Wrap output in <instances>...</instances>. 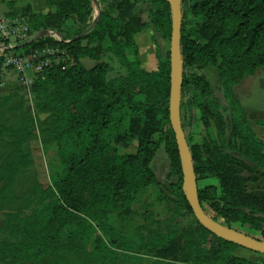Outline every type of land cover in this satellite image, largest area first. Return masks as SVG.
I'll return each instance as SVG.
<instances>
[{"label": "trees", "instance_id": "1", "mask_svg": "<svg viewBox=\"0 0 264 264\" xmlns=\"http://www.w3.org/2000/svg\"><path fill=\"white\" fill-rule=\"evenodd\" d=\"M42 1L46 10L39 11L30 2L7 0L5 14L24 19L30 37L51 29L63 38L45 36L8 50L26 54L46 43L59 44L72 62L36 73L26 88L30 97L17 83L0 95V263L140 264L147 256L149 264H263L236 255L239 245L207 230L186 199L169 120V52L164 55L155 41L157 68L142 67L135 36L144 25H130L124 17L130 15L128 7L144 8L148 23L169 39L170 1L111 0L114 9H102L86 33L92 0ZM181 7V109L190 92L187 103L201 121L207 123L218 112L221 105L206 74L186 71L215 66L228 102L223 108L231 135L247 159L264 166V140L254 132L236 90L264 68V0H182ZM108 55L118 59L124 73L109 76ZM84 57L95 65L85 67ZM194 97L199 101L194 103ZM220 122L224 127L223 116ZM186 137L206 212L264 239V192L247 190L235 170L238 157L225 151L226 134L221 144ZM36 140L46 155L54 152L49 159L57 167L47 184L35 167ZM121 144L134 151L120 152ZM162 144L169 158L166 183L158 180L154 166ZM208 178L216 182L200 183ZM151 184L167 199L172 217L146 222L136 229L138 240L128 239L109 224V215L120 217ZM185 215L192 220L178 225L177 218Z\"/></svg>", "mask_w": 264, "mask_h": 264}, {"label": "rangeland", "instance_id": "2", "mask_svg": "<svg viewBox=\"0 0 264 264\" xmlns=\"http://www.w3.org/2000/svg\"><path fill=\"white\" fill-rule=\"evenodd\" d=\"M7 0L0 1V5L2 9L7 11L8 7L6 5ZM18 1V0H17ZM42 1V0H38ZM98 6L102 9L112 10L114 9L111 4V0H96ZM30 2L34 9L36 10H46L45 2L42 7L38 4L33 3V0H19V3H27ZM111 4V5H110ZM20 5V4H18ZM184 7L187 8V4H184ZM130 11V15H126L124 13V17L130 22V25L133 23H139L144 25V29L137 33L135 36V40L138 44V53L141 61V66L147 70H154L157 68V58L155 57V49L157 42L160 47L161 52L166 55L170 49V38L166 39L161 36V34L154 28L153 25L148 23V14L147 11L143 8L141 9H131L128 7L127 9ZM97 11V7L91 1V21L93 20V16ZM52 36L55 38H63L62 34L56 30H51ZM64 31V30H63ZM47 44V43H46ZM84 60V59H83ZM105 60L109 62L112 66V70L109 72V76L113 77L119 73H124L125 69L119 63L118 59L112 55H108L105 57ZM72 62V61H71ZM70 60H68V65H70ZM94 64L93 60L87 59L85 62L86 67H91ZM67 65V66H68ZM187 73L190 72H204L213 87V98L217 101L221 107L218 109V112L211 115L209 121L203 122L199 119L196 108L194 105L190 106L187 101L191 98L190 92H187L183 97L184 104L181 109L182 113V122L185 124V133L188 137L193 138V140H199L201 137H205L208 141H216L217 143H222V135L226 134V143H225V151L229 154L235 155L238 157L239 162L235 164V170L238 174L245 178L246 186L248 191H259L264 192V166L257 165L254 162H251L247 157L242 153L245 152V149H239V142L231 135V131L229 130L228 123L226 122L228 111L223 107L228 104L224 92L220 86V80L218 78L216 67L208 66L204 69H199L197 67H189L186 69ZM4 77H11V73L4 74ZM14 77V76H13ZM15 78V77H14ZM13 79L12 82L16 83ZM13 83V84H14ZM12 84V85H13ZM22 86L21 83H17ZM244 83L239 84L236 87V90L240 96L241 103L245 101L247 98H250V101L258 106L264 105V87L260 85V83H256L252 86L253 94L249 95L250 89L246 88ZM23 93L26 94L27 97L29 93L26 90V87L23 85ZM248 89V90H247ZM193 102L196 103L199 100L197 98H192ZM261 110V109H260ZM220 116H223L225 119V126L223 127L220 122ZM134 133H136V128L132 129ZM120 152H131L134 151L132 145L121 144L119 147ZM54 154L53 151L49 152V156ZM49 156L43 152V149L40 145L39 141H34L33 143V157L35 160V167L38 171L39 178L41 182L44 184L49 183L50 173L53 172L55 167L54 161L49 159ZM154 166L157 173V178L161 183H166L168 180L169 174V158L165 151L164 145L162 144L155 153ZM216 182L215 178H208L200 180L201 184ZM161 192L156 184H151L147 190L136 198L132 199L126 208L124 207L121 211L120 217L117 213H112L109 215L108 222L117 229L122 235H124L128 239L138 240V236L136 234V229L138 226L145 224L151 220L156 219H168L172 217V211L169 210L168 201L166 198L160 196ZM1 218V214H0ZM192 220L191 215H185L177 218L178 225H187ZM101 234L103 238H105L108 242L110 241V236ZM254 233V232H253ZM252 233V234H253ZM253 235L262 238L258 233H254ZM233 252L242 257L249 258L251 260H255L264 264V254L246 249L244 247L238 246L235 247ZM138 261V260H137ZM131 263V262H130ZM1 264V263H0ZM133 264V263H131ZM140 264H149V258L147 256L144 257L143 261Z\"/></svg>", "mask_w": 264, "mask_h": 264}, {"label": "water", "instance_id": "3", "mask_svg": "<svg viewBox=\"0 0 264 264\" xmlns=\"http://www.w3.org/2000/svg\"><path fill=\"white\" fill-rule=\"evenodd\" d=\"M171 4V35H170V95H169V120L171 128L174 132L175 141L179 153L183 188L186 199L193 211L196 219L211 233L220 236L221 238L235 243L246 249L264 254V239L253 234L242 232L226 226L216 220L206 212L202 206L198 195L197 175L194 169V163L190 146L187 141L186 133L181 121V94L183 80V64L181 52V27H182V0H169ZM92 2L97 7V11L93 16L92 22L86 27L83 33L88 32L96 24L101 8L96 0ZM45 36H52V31L43 29L36 32L25 42L36 41ZM61 39V38H57ZM23 42V43H25ZM20 43L19 45H21Z\"/></svg>", "mask_w": 264, "mask_h": 264}, {"label": "built area", "instance_id": "4", "mask_svg": "<svg viewBox=\"0 0 264 264\" xmlns=\"http://www.w3.org/2000/svg\"><path fill=\"white\" fill-rule=\"evenodd\" d=\"M29 34L28 23L22 18L6 15L0 5V70L10 68L16 72L20 83L26 88L33 81L34 75L44 68L50 66L65 68L68 60L72 61L66 50L59 44H45L26 54L8 50L28 40ZM28 71H32L33 75H29Z\"/></svg>", "mask_w": 264, "mask_h": 264}, {"label": "crops", "instance_id": "5", "mask_svg": "<svg viewBox=\"0 0 264 264\" xmlns=\"http://www.w3.org/2000/svg\"><path fill=\"white\" fill-rule=\"evenodd\" d=\"M0 1L3 2V0H0ZM33 3H36L40 7H42L44 4V1L33 0ZM87 59L90 60V58H88V57H84L81 59V62L83 63V65L85 67H86L85 62ZM91 60H93V59H91ZM93 61H94L93 65H95L96 62H95V60H93ZM91 67H87V68H91ZM9 72L12 74L11 77H7V78L4 77L5 76L4 74H6V73L8 74ZM28 74L33 75V72L28 71ZM13 79H16V80H14V81H16V83H20L19 75L16 72H14L13 70H11L10 68L0 70V95H2L4 93H8L11 90V88L13 86L12 84L14 83V82H12ZM242 83H244L243 85L246 88L250 89L249 95L252 96V94H253L252 86L254 84L260 83V85L262 87H264V68L260 69L257 74L248 77ZM242 106H243L246 117L252 123V128H253L254 132L256 133V135L258 137H260L261 139L264 140V105H262L260 107L257 104L252 103L250 101V98H247L245 101L242 102ZM257 121H260V122L258 123Z\"/></svg>", "mask_w": 264, "mask_h": 264}]
</instances>
